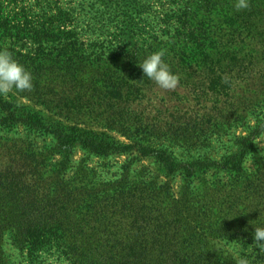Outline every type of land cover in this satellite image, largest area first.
Segmentation results:
<instances>
[{
  "label": "rangeland",
  "instance_id": "rangeland-1",
  "mask_svg": "<svg viewBox=\"0 0 264 264\" xmlns=\"http://www.w3.org/2000/svg\"><path fill=\"white\" fill-rule=\"evenodd\" d=\"M175 1L0 0V22H4L0 26V48L10 51L29 72H38L51 62L42 60V53L51 50L49 46L44 47L40 35L44 23L50 27L51 15L46 14L50 7L56 14L60 9L69 13L62 29L74 31L81 40H109V33L115 31L116 25L131 30V37L144 39L150 35L144 37L151 31L149 24L159 22L165 27L160 20L165 19L167 13L173 14L178 7ZM205 1H197L196 6L202 8L199 21L207 19V8L214 12L213 19L217 23L229 21L230 15L237 12L232 11L235 1L231 8L216 6L213 0L204 4ZM89 4L102 10V14L92 12ZM122 9L132 10V21L121 16ZM215 11H219L218 14ZM249 19L261 24L259 16ZM133 22L146 29L137 31ZM52 29L57 33L54 27ZM246 42L248 44L232 46L244 58L259 51L245 50L251 45ZM255 63L258 64L252 65L249 71L252 78L259 75V70H264V52H258ZM221 64L214 70L228 71L229 74L223 75L227 80L222 76L221 81L213 82L208 72L197 70L200 67L187 69L181 73L184 80L176 89L177 94L184 97L178 100L171 96L172 100L168 101L173 105L180 103L184 115L195 120L193 130L186 133L189 141L181 137L175 141L158 139L154 134L140 140L151 147L166 149L180 164L199 158L205 161V169L196 167L193 175L179 167L170 170L153 156L143 155L139 148L98 155L78 145L61 152L57 138L51 133L23 123L10 129L0 126L1 134L27 140L46 154L57 152L51 160L65 172L64 180L72 183V187L86 186L90 192H84L85 196H90L98 206H104L102 213L107 212L98 234H91L85 223L78 233L59 232L57 235L52 232L53 238L64 236L62 244H54L51 248L49 245L38 253L36 260L29 258V246L19 241L24 237L23 229L2 232L0 226V264H183L178 253L187 247L193 248L197 256L194 264H236L238 258L248 259L249 264H264V253L252 245L255 226H264V154L261 153L264 149L255 143L253 149H243L241 144L245 137L251 142L254 138L264 139V79L250 80L257 84L254 96L244 91L246 86L240 83L236 70L231 73L232 69L226 68L228 61ZM0 96L15 106L21 117L38 114L50 125L60 121V126H66L68 131L72 126L100 138L111 136L121 145L133 143L119 130L98 123H67L15 89ZM3 114L0 109V117ZM230 157L241 161L243 170L236 168L233 162L223 167ZM188 194L191 199L200 200L203 207L196 209L202 219L197 233L186 231L179 217L182 199ZM2 195L5 197L6 193L2 191ZM117 203L115 212L111 209ZM96 214L94 211L88 213L86 223L98 218ZM202 215H210L209 222Z\"/></svg>",
  "mask_w": 264,
  "mask_h": 264
},
{
  "label": "trees",
  "instance_id": "trees-1",
  "mask_svg": "<svg viewBox=\"0 0 264 264\" xmlns=\"http://www.w3.org/2000/svg\"><path fill=\"white\" fill-rule=\"evenodd\" d=\"M197 1L199 0L173 2L178 3L173 14L167 13L166 18L160 20L165 27H161L159 22L149 24L151 31L144 37L150 35L144 39L133 38L130 36L131 30L125 29L124 25H116L115 31L109 33V40H81L74 31L62 29L68 12L60 9L56 14L51 7L46 12L51 15L48 21L50 27L44 23L40 35L44 47L49 46L51 51L42 53V60L52 63L40 68L38 72L30 71L34 87L30 92H23L24 95L33 102L44 105L50 113L67 123H98L119 130L131 138L133 143L121 145L111 136L100 138L72 126L68 131L66 126H60V121L57 125H50L38 114L21 117L17 108L0 96V109L4 111L0 117L1 128L10 129L23 123L30 128L51 133L57 138L61 152L70 151L78 145L98 155L139 148L143 155L153 156L170 170L179 167L188 175H193L196 167L204 170L207 163L200 158L180 164L166 149L151 147L140 141L142 137L151 134L158 139L175 141L181 137L189 141L186 133L193 130L196 124L192 116L184 115L180 103L173 105L168 102L172 100L171 96L178 100H182L184 96L181 97L176 90L165 92L159 89L144 75L139 63L148 55L163 49L165 62L174 74L179 75L180 81L184 80L182 72L200 67L197 70L208 72L211 80L216 82L221 81L223 75L229 74L228 71L214 70L215 66H222L221 62L226 60V68L232 69L231 73L236 70L240 83L245 84L244 91L257 95V84L250 80H263L264 70H259V75L253 78L249 76V71L252 65L258 64L255 63L258 52H264V0H248L250 7L231 14L229 21L225 23L214 22L215 15L214 12H209L210 8L206 9L207 19L199 21L202 8L196 6ZM234 1L236 2L213 0L216 6L223 5L226 8H231ZM206 2L208 0L203 3ZM89 7L97 15L102 14V10L94 5L89 4ZM116 10L114 9L115 12ZM234 10L235 7L232 8ZM131 11L122 9L121 16L130 22ZM218 12L215 11L216 14ZM255 15L259 16L260 25L249 19ZM133 23L137 31L146 29L143 25L139 27V23ZM198 24L200 27H197ZM2 25L4 22H0V26ZM53 27L57 33H54ZM46 36L51 39H46ZM251 39L254 40L253 43ZM246 41L251 45L245 50H259L248 54V58L232 49V46L248 44ZM216 72L219 74L216 75ZM222 78L228 79L224 76ZM241 107L238 106L239 109ZM241 144L243 149H253L255 146L247 137L241 139ZM56 153L46 154L35 149L27 140L9 137L0 132L1 231L23 229L24 237L19 241L29 246V258L32 260H36L38 253L49 248V245L51 248L54 244H62L64 236L53 238L52 232L57 235L59 232H67L70 235L84 229L86 224L91 234H98L103 228L102 222L107 219V212L102 213L104 206H98L90 196H85L84 192H90L86 186L72 187V183L64 180L65 172L51 160V156ZM234 161V157L228 158L223 167H229L233 162L236 168L243 170L241 161ZM2 191L6 193L5 197ZM39 195L42 196L41 199L36 198ZM198 201L191 199L189 194L182 199L179 217L188 232L197 233L198 223L202 220L196 211L198 207L203 208ZM118 206L117 203L111 210L115 209L116 212ZM91 211L99 217L91 218L86 223ZM202 216L209 222L210 215ZM193 251V248L187 247L178 253L183 264L195 263L193 260L197 256H194Z\"/></svg>",
  "mask_w": 264,
  "mask_h": 264
},
{
  "label": "clouds",
  "instance_id": "clouds-1",
  "mask_svg": "<svg viewBox=\"0 0 264 264\" xmlns=\"http://www.w3.org/2000/svg\"><path fill=\"white\" fill-rule=\"evenodd\" d=\"M234 7L237 11L250 7L248 0H236ZM165 51L159 50L148 55L139 67L144 75L152 80L162 91H174L179 86L180 77L174 74L168 63L164 60ZM33 76L25 69L12 53L7 49L0 50V94L7 95L13 89L18 92H30L33 90ZM258 148L264 149V139H253ZM264 154V151L261 152ZM253 161L250 162L252 164ZM231 219V218H228ZM252 223V221H250ZM253 224V223H252ZM253 246L264 253V226H255ZM236 264H249L248 259L238 258Z\"/></svg>",
  "mask_w": 264,
  "mask_h": 264
}]
</instances>
